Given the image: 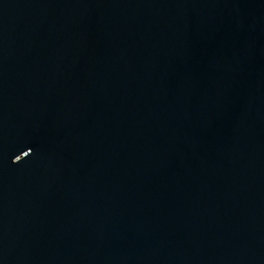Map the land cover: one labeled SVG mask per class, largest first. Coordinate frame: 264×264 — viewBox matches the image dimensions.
<instances>
[{
	"label": "water",
	"instance_id": "1",
	"mask_svg": "<svg viewBox=\"0 0 264 264\" xmlns=\"http://www.w3.org/2000/svg\"><path fill=\"white\" fill-rule=\"evenodd\" d=\"M0 264H264V0H0Z\"/></svg>",
	"mask_w": 264,
	"mask_h": 264
}]
</instances>
